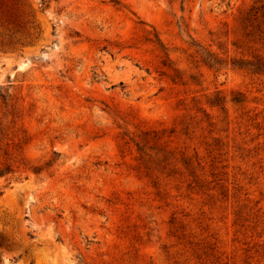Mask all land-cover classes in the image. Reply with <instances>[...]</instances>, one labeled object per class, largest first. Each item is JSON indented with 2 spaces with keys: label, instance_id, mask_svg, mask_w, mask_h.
Listing matches in <instances>:
<instances>
[{
  "label": "rangeland",
  "instance_id": "obj_1",
  "mask_svg": "<svg viewBox=\"0 0 264 264\" xmlns=\"http://www.w3.org/2000/svg\"><path fill=\"white\" fill-rule=\"evenodd\" d=\"M7 167L0 264H264V0H0Z\"/></svg>",
  "mask_w": 264,
  "mask_h": 264
},
{
  "label": "trees",
  "instance_id": "obj_2",
  "mask_svg": "<svg viewBox=\"0 0 264 264\" xmlns=\"http://www.w3.org/2000/svg\"><path fill=\"white\" fill-rule=\"evenodd\" d=\"M253 71H255V72L256 71H261V67H258V66L254 67ZM215 104L219 105L220 103L216 102ZM8 172H9V168L8 167L4 168V169H0V176L4 175L5 173H8Z\"/></svg>",
  "mask_w": 264,
  "mask_h": 264
}]
</instances>
